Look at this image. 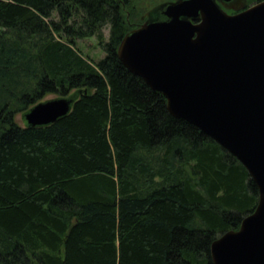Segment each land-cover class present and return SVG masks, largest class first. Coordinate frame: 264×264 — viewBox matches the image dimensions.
<instances>
[{
  "label": "trees",
  "instance_id": "trees-1",
  "mask_svg": "<svg viewBox=\"0 0 264 264\" xmlns=\"http://www.w3.org/2000/svg\"><path fill=\"white\" fill-rule=\"evenodd\" d=\"M139 2L0 0V264H214L257 205L245 164L121 61ZM94 35L95 63L76 40ZM50 92L68 114L15 120Z\"/></svg>",
  "mask_w": 264,
  "mask_h": 264
},
{
  "label": "water",
  "instance_id": "water-1",
  "mask_svg": "<svg viewBox=\"0 0 264 264\" xmlns=\"http://www.w3.org/2000/svg\"><path fill=\"white\" fill-rule=\"evenodd\" d=\"M232 11V12H231ZM123 64L167 98V108L233 153L259 187L237 229L211 244L214 264H264V0H166L118 46ZM74 94L40 100L23 118L68 114Z\"/></svg>",
  "mask_w": 264,
  "mask_h": 264
},
{
  "label": "rangeland",
  "instance_id": "rangeland-1",
  "mask_svg": "<svg viewBox=\"0 0 264 264\" xmlns=\"http://www.w3.org/2000/svg\"><path fill=\"white\" fill-rule=\"evenodd\" d=\"M164 1L166 0H140L138 5V10L141 12H145L142 16H146L147 13H149L153 8L161 5ZM250 4V3H249ZM232 12V11H231ZM130 13V11H129ZM129 13L127 14V17L129 16ZM57 18V15L55 16ZM144 21V19H143ZM142 22V21H141ZM140 22V23H141ZM103 32H104V39L103 41L106 42V40L109 39L110 34H111V23H107L103 26L102 28ZM77 43H78V47L81 49L82 53L86 54L89 58L90 61L95 63L97 61H99L100 59L104 58V56L106 55L105 51H104V47L102 45L101 42H99L98 38L96 35L94 36H84L83 38H77ZM57 96H62L58 93L55 92H50L49 94H46L43 99H47L50 97H57ZM15 120L22 126L25 125V121L23 118V115L21 113V111H18L16 113V117Z\"/></svg>",
  "mask_w": 264,
  "mask_h": 264
},
{
  "label": "bare ground",
  "instance_id": "bare-ground-1",
  "mask_svg": "<svg viewBox=\"0 0 264 264\" xmlns=\"http://www.w3.org/2000/svg\"><path fill=\"white\" fill-rule=\"evenodd\" d=\"M39 101H40V100H39ZM39 101H38V102H36L35 104L31 105L29 108H31V107H33L34 105L38 104V103H39ZM29 108H28V109H29ZM21 113H22V115L24 114V112H22V111H21Z\"/></svg>",
  "mask_w": 264,
  "mask_h": 264
}]
</instances>
